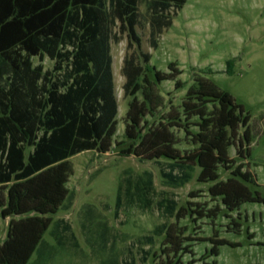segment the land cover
<instances>
[{
	"label": "trees",
	"instance_id": "obj_1",
	"mask_svg": "<svg viewBox=\"0 0 264 264\" xmlns=\"http://www.w3.org/2000/svg\"><path fill=\"white\" fill-rule=\"evenodd\" d=\"M142 1L149 13L150 43L156 47V37L172 25L168 11H180L187 0H0V220L9 219L0 264H27L43 249V235L69 194L70 158L84 152L104 155L122 145L114 141L118 105L110 44L125 35L128 47L140 50ZM139 55L142 65L132 57L124 59L128 145L119 153L141 161L165 160L160 177L176 189L188 184L197 171L196 181L210 184L208 195L219 199L228 212L245 203L264 205V188L242 164L249 163L251 142L250 115L244 106L196 74L180 107L169 102L163 112L159 85L173 81L175 90H182L185 84L177 79L181 71L170 63L168 72H160L149 64V55L140 51ZM33 58L39 64L33 65ZM44 58L52 62L49 71L40 64ZM233 65L234 60H228L225 73L232 74ZM175 130L183 132L182 141L189 148L178 147ZM220 171L228 177L221 179ZM126 184L129 199L143 207L150 204V172ZM116 204L119 208L120 196ZM157 208L166 219L193 214V221L220 212L176 209L175 201L167 198ZM58 223L60 236L70 232L69 224ZM162 236L163 259L158 264H183L182 256L192 254L189 244L195 241H209L208 255L213 257L219 246L235 247L225 239L179 236L166 220L140 238L141 245L149 246L139 251L142 263L152 255L155 238Z\"/></svg>",
	"mask_w": 264,
	"mask_h": 264
},
{
	"label": "rangeland",
	"instance_id": "obj_2",
	"mask_svg": "<svg viewBox=\"0 0 264 264\" xmlns=\"http://www.w3.org/2000/svg\"><path fill=\"white\" fill-rule=\"evenodd\" d=\"M146 7L143 1L138 7L139 51L149 55V64L160 72H168V65L174 63L181 71L177 79L185 84L182 90H175L173 81L159 85L163 112L167 111L169 102L180 107L196 74L228 92L250 115V160L242 164L264 188V0H187L180 11H168L172 25L156 37V47L150 43ZM110 46L118 105L114 141L122 145H114L112 151L104 155L84 152L70 158L73 175L67 183L68 197L52 216V224L42 238L43 249L35 252L27 264H126L131 260L134 264H158L163 259L160 254L163 236L155 238L152 255L145 263L139 260V251L149 246L141 245L140 238L166 220L175 225L179 236L225 239L235 245L219 246L218 256L213 257L208 255L212 246L209 241L191 242L192 254L182 256L183 264L190 260H195L194 264H264V205L245 203L238 210L228 212L219 199L208 195L210 184L196 181L197 171L188 184L176 189L166 185L160 177L165 160L141 161L134 155L119 153L128 145L124 138L128 101L123 96L124 59L132 57L140 65L143 59L135 45L128 47L125 35L117 43L111 41ZM232 59L233 72L227 74L226 62ZM32 62L39 64L37 58ZM40 64L44 70H51L52 62L48 58ZM174 132L180 141L178 147L189 148L182 141L183 132ZM230 156L235 158L234 149H230ZM143 172H150L153 177L147 207L125 195L126 182L133 184ZM220 174L221 179L228 177L223 171ZM165 198L174 200L176 209H202L204 213L217 208L220 212L215 217L194 221L192 218L196 215L193 214L166 219L157 208V203ZM60 220L71 227L63 236L56 232V228L62 227ZM8 222V218L0 220V242L6 237ZM236 223L240 227H236ZM52 231L57 234L52 235Z\"/></svg>",
	"mask_w": 264,
	"mask_h": 264
},
{
	"label": "crops",
	"instance_id": "obj_3",
	"mask_svg": "<svg viewBox=\"0 0 264 264\" xmlns=\"http://www.w3.org/2000/svg\"><path fill=\"white\" fill-rule=\"evenodd\" d=\"M4 238H5V237H3V238H2V240H1L0 244L2 243V241L4 240Z\"/></svg>",
	"mask_w": 264,
	"mask_h": 264
}]
</instances>
